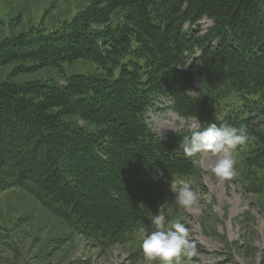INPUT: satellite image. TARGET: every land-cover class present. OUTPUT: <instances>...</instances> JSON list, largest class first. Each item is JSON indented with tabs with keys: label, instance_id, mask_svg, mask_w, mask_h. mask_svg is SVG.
<instances>
[{
	"label": "trees",
	"instance_id": "obj_1",
	"mask_svg": "<svg viewBox=\"0 0 264 264\" xmlns=\"http://www.w3.org/2000/svg\"><path fill=\"white\" fill-rule=\"evenodd\" d=\"M77 59L95 70L62 83L0 80V192L23 189L102 247L154 227L170 185L197 186L202 174L178 147L188 133L148 126L159 97L186 120L245 124L240 176L264 195V129L254 125L264 116V0H89L57 29L0 41V67L21 63L12 74Z\"/></svg>",
	"mask_w": 264,
	"mask_h": 264
},
{
	"label": "rangeland",
	"instance_id": "obj_2",
	"mask_svg": "<svg viewBox=\"0 0 264 264\" xmlns=\"http://www.w3.org/2000/svg\"><path fill=\"white\" fill-rule=\"evenodd\" d=\"M88 3L89 0H0V41L30 29L43 33L57 29ZM199 22L202 30L211 25L206 18ZM19 64L11 62L1 66L0 80L62 83L70 75L92 72L96 68L91 61L77 59L61 63V67L48 66L12 74ZM24 64L32 66L33 62ZM193 70H197V66ZM200 84V79L196 78L192 94L198 93ZM168 103L165 98H155L154 105L145 114L148 126L159 136L188 133L187 125L196 119L178 117L167 108ZM226 104L239 106L234 96L229 97ZM215 119L209 118L202 127ZM254 122L264 129V116H256ZM248 142L233 153L237 176L232 180H221L210 172L217 157L208 152L195 157L202 174L198 185L192 186L200 193L203 214L179 206L172 191V201L160 214L167 217L169 226L184 223L197 246L196 255L182 258L181 264H264V195L249 192L240 176ZM154 229L155 226L139 228L131 240L102 247L77 233L23 189L0 192V264H149L141 241L146 232ZM152 264L161 262L157 260Z\"/></svg>",
	"mask_w": 264,
	"mask_h": 264
},
{
	"label": "clouds",
	"instance_id": "obj_3",
	"mask_svg": "<svg viewBox=\"0 0 264 264\" xmlns=\"http://www.w3.org/2000/svg\"><path fill=\"white\" fill-rule=\"evenodd\" d=\"M187 128L188 134L182 136L178 145L183 155L193 158L199 153L208 152L217 157L210 172L221 180L234 179L237 171L233 153L247 144V126L210 122L202 127L201 122L195 120ZM170 188L179 206L203 214L200 193L187 180H178ZM152 224L155 229L146 232L141 241V249L149 264L157 260L161 264H181L182 258L190 259L196 255V243L190 238V229L184 223L176 222L169 226L167 217L158 213L152 217Z\"/></svg>",
	"mask_w": 264,
	"mask_h": 264
}]
</instances>
